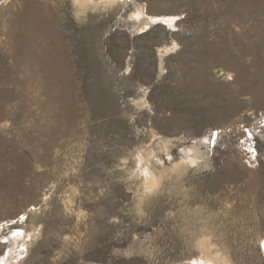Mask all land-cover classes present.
Wrapping results in <instances>:
<instances>
[{"label":"rangeland","instance_id":"374dc122","mask_svg":"<svg viewBox=\"0 0 264 264\" xmlns=\"http://www.w3.org/2000/svg\"><path fill=\"white\" fill-rule=\"evenodd\" d=\"M0 264H264V0H0Z\"/></svg>","mask_w":264,"mask_h":264}]
</instances>
